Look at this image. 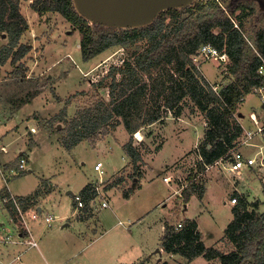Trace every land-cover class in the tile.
I'll return each mask as SVG.
<instances>
[{
	"label": "rangeland",
	"instance_id": "1",
	"mask_svg": "<svg viewBox=\"0 0 264 264\" xmlns=\"http://www.w3.org/2000/svg\"><path fill=\"white\" fill-rule=\"evenodd\" d=\"M238 1L253 8L243 18L249 42L245 53L251 56L256 49L255 34L264 29V0H225L221 2L225 15L236 18L239 8L233 14L230 10ZM30 2H20V11L28 22V30L20 42L28 45L30 50L19 60L21 67H14V73L24 77L23 99L32 96L38 100L33 107L39 103V108L29 117L38 121L40 130L48 128V134L58 143L56 140L53 143L41 142L32 152H27L29 160L24 171L15 177L10 175V182L6 185L0 182V190L4 185L8 190H2L3 198L13 196L18 203L31 195L29 193L41 179L48 178L53 186L57 185L46 199L50 201L48 205L44 204L45 211L56 215L57 219L51 228L45 229L41 241L37 238L38 247L45 246L51 253V249H55L54 256L49 257L42 249L43 256L35 248L28 252H35V258H40L43 264H220L217 258L206 260L198 256L186 261L178 254L163 251L160 237L164 224L176 226L184 218L195 219L206 246L216 247L222 252L230 251L233 244L223 237L233 216L234 204H230L229 199L236 195V203H239L243 196L248 208L257 203V211L264 210V166L246 167L241 177H234L218 165L190 179V173L198 165L197 147L203 138L206 120L203 112L189 98L184 100L181 121L164 108L162 120L138 131L141 138L135 136L136 132L132 134L133 143L142 154L139 162L141 177L133 176L129 158L123 152L122 145L128 140L129 133L119 117L113 118L107 125L108 133H100L95 141H81L71 150L62 148L60 129L67 127L79 110L92 106L98 100L108 101L111 76L106 75L107 70L119 64L120 58L130 54L132 48L124 50L112 46L83 60L79 30L58 12H35ZM5 38L6 35L0 34V40ZM228 64L229 60L221 62L212 58L202 62L198 69L210 84L218 88L233 78ZM62 110H65V119L54 117ZM237 111L241 113L237 118L241 119L243 129H256L250 112H255L256 119L264 124V105L253 91L244 96ZM38 127L33 128L38 130ZM244 137L242 133L234 153L239 152L242 158L259 156L264 146L261 134L256 133L248 144L243 142ZM140 140H143L142 144ZM18 158L19 155L12 159L13 167L17 166ZM98 161L102 164L103 174L93 168ZM117 176H124V181L105 190L108 207L101 208L99 199L93 203L95 211L92 210L98 219L89 218L90 221H84V225L76 221L72 198L66 191L77 194L87 182L105 187ZM192 182L196 187L185 202L182 190ZM198 186L204 188L203 195H198ZM235 187L238 191L234 190ZM128 190L132 192L130 196H123ZM3 198H0V222L4 223V230L0 234L13 235L14 227H11L8 216L15 222L17 214L15 211L14 215L11 214ZM35 205L30 204L25 210L28 213L37 210ZM68 222L70 226L61 227ZM27 223L37 234L44 227L40 220H27ZM80 230H84V234L76 239ZM157 248L162 251L159 253Z\"/></svg>",
	"mask_w": 264,
	"mask_h": 264
},
{
	"label": "trees",
	"instance_id": "2",
	"mask_svg": "<svg viewBox=\"0 0 264 264\" xmlns=\"http://www.w3.org/2000/svg\"><path fill=\"white\" fill-rule=\"evenodd\" d=\"M224 1L197 0L189 5L170 7L160 11L149 24L116 30L89 23L75 10L73 0H31L30 7L35 12H58L79 30L83 60L112 46L124 50L132 48L130 54L120 58L119 64L107 70L106 75L111 76L108 101L98 100L79 110L69 125L60 129L62 146L69 150L83 140L95 141L100 133H108L109 122L119 117L129 133L122 149L129 158L133 176L139 177L142 154L134 145L132 134L162 120L164 108L179 117L184 100L189 98L206 120V129L197 147L198 165L189 178L204 171L206 165L228 158L243 133V126L237 118V106L259 80L256 69L260 59L255 53L251 56L245 53L249 42L243 18L253 8L238 1L230 10L233 14L239 8L235 20L231 15H225L226 10L221 6ZM20 2L0 0V34L4 33L7 38V43L0 47V63L10 59L12 64L17 63L16 68L21 67L19 60L30 50L28 45L20 42L28 30ZM255 36L256 50L264 58V29ZM202 44H210L225 52L229 60L227 66L233 78L216 90L213 88L215 84H210L201 75L191 59ZM54 117L65 119V110ZM123 179L122 176L115 177L104 189L120 185ZM195 187L192 182L182 190L185 202ZM94 188L89 182L79 191L85 203L77 216L80 220L95 214L88 205L95 196ZM198 189V195H203L204 188L198 186ZM39 190L21 201L24 209L35 203ZM130 191H125L123 196L128 197ZM247 204L242 196L240 202L233 205V216L223 236L233 244V249L228 252L206 246L197 222L192 218H184L180 227L165 223L160 246L163 251L178 254L186 261L202 256L206 260L217 258L220 264H264V210L257 211V203L251 208ZM5 205L14 215L10 203L5 202Z\"/></svg>",
	"mask_w": 264,
	"mask_h": 264
},
{
	"label": "crops",
	"instance_id": "3",
	"mask_svg": "<svg viewBox=\"0 0 264 264\" xmlns=\"http://www.w3.org/2000/svg\"><path fill=\"white\" fill-rule=\"evenodd\" d=\"M6 43H7V38L1 39L0 40V47L5 45ZM16 64L17 63L12 64L10 62V59H7L4 63H0V147L4 146L6 149V150L0 149V182H2L5 185L10 182L11 176H9V170H10V168L13 167L11 165L13 158H15L17 155H24L27 158V160H29V155L27 152H32V150L35 149L41 142L53 143V141L56 140L48 134V132H47L48 128L46 129L45 127H42V130H40V127H38V125H39L38 121L34 118L29 117L33 111H36L37 108H39V103L37 104L38 106L33 107L35 101H38V100H36L35 97L31 96L28 98L25 97V99H23L24 95L22 93L24 90V85H23L24 77L19 75V74L14 73V67ZM9 66L11 67L10 69L8 68ZM206 79H208V78L206 77ZM250 113L256 114L255 112H250ZM177 118H178L177 120L181 121L183 116L182 117L180 116ZM239 122L242 125L241 119H239ZM30 127H35L36 129L38 127L39 129L35 130V131H30ZM83 141H85V140H83ZM140 141L143 143V140H140ZM140 141H138V142H140ZM56 142H57V140H56ZM78 144H76L75 146H77ZM60 146L62 148H64L62 146V144H60ZM140 146H142V145H140ZM74 147H72V148H74ZM71 149H69V150H71ZM15 150H17V152L13 156H11V155L9 156V154L11 152H12L11 154H13ZM127 159H128V157H127ZM27 160H26V163H27ZM99 173L103 174V170H100ZM141 176H142V174L140 175V177ZM13 177H15V175ZM122 177H124V176H122ZM123 181H124V179H123ZM87 183H89V182H87ZM5 185H4V188L0 190V198L2 196L1 195L2 190H4V192L5 191L8 192V190L5 188ZM39 188H40L39 194L35 199V203H36L35 206L37 207L38 211L43 210V212H47V211H45L46 209H45L44 204L48 205V203L50 201H48L46 199L49 196H51L52 193L57 189V185L53 186L51 184L50 180L47 178V179H41L39 184L33 190V192ZM136 188L137 187L133 188V190ZM236 189L237 188L235 187L234 190H236ZM236 191H238V190H236ZM33 192H31L29 194H32ZM131 193L132 192H130V194ZM66 194L71 197L69 190L66 191ZM130 194L128 195V197L130 196ZM108 203H109V201H108ZM71 206H72V212L74 215L73 217L76 221L82 223V225H84V221H87V220L90 221L89 218L84 219V220L78 219L77 216L79 215L80 209L75 210L73 207L74 206L73 202H72ZM95 217L97 220L98 219L97 214H94L93 219ZM90 218H92V217H90ZM8 220H9V222L12 223V224L10 223L11 227L13 226L15 229L16 225H15L14 221L10 219L9 216H8ZM37 220H40L44 226V227L40 228L41 232H38L39 235L37 234V232L34 230L33 227H31V226L30 227H31V230H32L34 237L36 239L39 238V241H41L43 235H45V233H46L45 229L51 228L52 225L50 227L45 226L43 219L41 217L38 218ZM32 221H34V220H31V222ZM119 223L121 224L120 221H119ZM70 225H71V223L68 222V223L63 224L61 227L70 226ZM3 230H4V223L0 222V232ZM82 234H84V230H80L76 234V239H79L80 235H82ZM18 246H20L21 248H19ZM34 248L38 249V251H39L38 253L42 256L44 255L43 254L44 251H45V253H47V255L49 257L54 256L55 249H51V251H52V253H51L47 249V247H45V246H44V248H42V247L40 248L37 245L36 247H31V248L25 249L23 246H21L19 244L12 243V242L6 243V244L0 243V259L2 261V264H43L44 262L41 261L40 258H35V256H36L35 252H28L29 249H34ZM41 249L43 252L41 251ZM15 250H19L20 252L17 251L16 254H14ZM17 254H19V256H20L19 259H15ZM23 255H24V257H23ZM45 263H46V260H45Z\"/></svg>",
	"mask_w": 264,
	"mask_h": 264
},
{
	"label": "built area",
	"instance_id": "4",
	"mask_svg": "<svg viewBox=\"0 0 264 264\" xmlns=\"http://www.w3.org/2000/svg\"><path fill=\"white\" fill-rule=\"evenodd\" d=\"M255 54L260 59V64L256 69V75L258 77V82L252 86V91L257 95L259 98V101L261 104H264V58L257 52L255 49ZM212 58H217L221 62H226L228 60L227 54L225 52H220L218 49H216L214 46L210 44H202L196 52L191 56V59L193 63L198 67L202 62L207 61ZM214 90H216V87L213 86ZM250 118L252 119L254 125H256V129H243V133L245 134V137L243 139V142L248 144V140L251 139L256 133H260L262 138H264V124H260L259 121L256 119L254 113H250ZM30 131H35L33 127H30ZM264 140V139H263ZM0 149L6 150L4 146H1ZM26 160L27 158L24 155H19L17 166L10 168L9 170V176L16 175L19 172H22L26 169ZM222 166L224 170H227V172L236 177L240 176L242 170L246 167H256V166H264V146L263 151L260 150V155L255 156H249L246 158H242L241 154L239 152L234 153L232 151L230 153V156L226 159H218L213 164L206 165L205 170H209L213 166ZM102 167L101 162H96L93 165L94 170L100 171ZM16 168V169H15ZM94 184V183H93ZM94 190H95V196L89 201V207L93 208V203L96 202L97 199L98 203H100L101 208L108 207V200L105 198V189L103 186H99L97 184H94ZM103 196V197H102ZM73 207L75 210L82 209L85 206L83 197L80 193L72 194L71 196ZM101 200V201H100ZM3 201L9 202L11 208L16 212L17 214V221H15V229L13 235L9 234H0V243L6 244V243H15L23 246L25 249L36 247L38 245L37 239L34 237L31 227L28 225L27 220H37L38 218H42L44 225L47 227H50L52 225V222H54L57 219L56 215H51L47 212H43V210H32L30 213H28L27 210H25L22 206V202L18 203L16 199L13 198V196L4 197ZM237 202V196L233 195L229 199L230 204H235ZM181 222H177L176 227H180ZM20 254V253H19ZM19 254L16 255L15 259H19ZM0 264L2 262L0 261Z\"/></svg>",
	"mask_w": 264,
	"mask_h": 264
},
{
	"label": "water",
	"instance_id": "5",
	"mask_svg": "<svg viewBox=\"0 0 264 264\" xmlns=\"http://www.w3.org/2000/svg\"><path fill=\"white\" fill-rule=\"evenodd\" d=\"M193 0H73L86 20L110 27H139L152 22L167 8L189 5ZM3 35H5L3 33ZM238 115H241L239 113ZM72 196V192H70ZM159 253L162 251L157 248Z\"/></svg>",
	"mask_w": 264,
	"mask_h": 264
},
{
	"label": "bare ground",
	"instance_id": "6",
	"mask_svg": "<svg viewBox=\"0 0 264 264\" xmlns=\"http://www.w3.org/2000/svg\"><path fill=\"white\" fill-rule=\"evenodd\" d=\"M135 136L141 138V134L138 131L135 133Z\"/></svg>",
	"mask_w": 264,
	"mask_h": 264
}]
</instances>
